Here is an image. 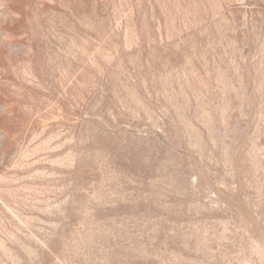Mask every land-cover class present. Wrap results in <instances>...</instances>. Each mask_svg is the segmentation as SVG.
I'll list each match as a JSON object with an SVG mask.
<instances>
[{
	"label": "rangeland",
	"instance_id": "rangeland-1",
	"mask_svg": "<svg viewBox=\"0 0 264 264\" xmlns=\"http://www.w3.org/2000/svg\"><path fill=\"white\" fill-rule=\"evenodd\" d=\"M0 264H264V0H0Z\"/></svg>",
	"mask_w": 264,
	"mask_h": 264
}]
</instances>
